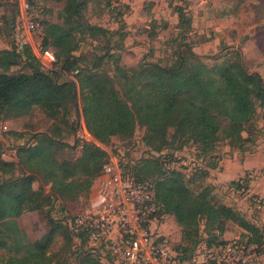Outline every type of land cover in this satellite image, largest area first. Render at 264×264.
I'll use <instances>...</instances> for the list:
<instances>
[{"label":"trees","instance_id":"16d2710c","mask_svg":"<svg viewBox=\"0 0 264 264\" xmlns=\"http://www.w3.org/2000/svg\"><path fill=\"white\" fill-rule=\"evenodd\" d=\"M16 1L0 2V9L5 8L0 14V32L14 33L9 46L0 49V121L38 107L48 117L68 123L74 143L61 144L49 134H32L12 148L10 159H5L0 138V264H51L48 249L58 234L66 240H78L82 248L80 263L103 264L99 249L88 244L84 231L71 230L64 215L55 218L46 210L48 230L33 242H25L22 227L8 230L3 224H18L24 213L42 211L51 199L64 202L65 213L68 203L84 198L88 204L93 182L110 159L103 145L113 134L131 138L137 125L144 127L142 141L152 151L151 156L124 162L120 149L111 154L123 174L154 185L158 221L167 215L175 218L186 242L181 244L186 256L198 243L201 221L206 228L219 232L232 221L251 233L253 240H260L263 225L260 231L258 224L216 199L207 185L200 184L199 191L190 186L196 174L217 167L219 157L214 152L220 140L241 151L244 142H253L258 133L254 122L257 108L264 111V79L246 69L238 47H225L232 49L229 54L233 57L207 64L204 59L211 57L196 53L188 39L192 16L184 7L175 6L179 32L174 39L172 63L141 62L134 68H124L119 65L120 56L113 54L124 48L122 40L110 42L109 30L90 23L85 16L91 0H51L62 3L58 19L43 20L39 25L31 21L33 30L41 31L38 52L49 50L55 58L52 65L56 68H46L29 41L21 46L17 41ZM23 2L29 7L34 0ZM121 4L112 6L111 0H106L109 9L118 14ZM101 35L107 36L103 53H93L91 58L76 54L85 39L97 40ZM112 57L119 88L111 77L95 70ZM62 73L71 78L60 80ZM80 119L99 144L77 137ZM188 142L195 145L201 160L206 158V168L191 176L181 168L167 169V163L178 159L176 151ZM58 145L78 147L79 155L74 160H59L54 154ZM41 175L49 182L48 191L41 185L33 186ZM238 185V179L232 180L229 189L235 191ZM1 250H22V255L4 258Z\"/></svg>","mask_w":264,"mask_h":264},{"label":"rangeland","instance_id":"374dc122","mask_svg":"<svg viewBox=\"0 0 264 264\" xmlns=\"http://www.w3.org/2000/svg\"><path fill=\"white\" fill-rule=\"evenodd\" d=\"M3 1L0 0V2ZM16 3L17 36L20 39L25 36L24 32H26L28 22L35 21L39 25L43 20L55 21L58 19L57 16L62 7V3L51 0H34L29 7H26L23 0H17ZM122 4L119 6L121 12L119 14L109 9L106 0H91L85 10V16L90 23L109 30L110 42H121L122 40L124 48L119 51L114 50L113 53L116 57L120 56L119 65L121 67L134 68L141 62H158L162 65L172 63L176 49L174 39L179 32L176 27L177 16L174 7L181 6L192 16V28L188 39L193 42V49L196 53L211 57L204 59L207 64H214L227 57H233L232 54H229L232 49L225 47H238L242 52L246 69L259 73L264 79V0H123ZM2 7L1 15L5 9L4 6ZM30 36L34 51L37 53L41 36L40 29L30 31ZM106 38L107 36L101 35L97 40L85 39L76 54L82 53L91 58L93 53H103ZM13 39L12 30H9L7 35L0 32V49L9 46ZM54 67L56 68V65L51 66V68ZM46 68H50V66ZM95 70L99 74L111 77L115 81V86L120 87L113 57L104 59ZM66 78H71V75L62 73L59 76L60 80ZM77 102L78 106H81L79 94ZM257 110L258 116L254 122V128L258 133L255 140L244 142L241 151L228 146L227 141L220 140L214 152V156L219 157L217 167L205 169L206 173L200 176L199 173L196 174L190 186L193 190L199 191L200 184L207 185L216 199L232 206L262 229V209L255 207L258 203L229 189L230 181L253 170H264V139L262 138L264 135V118H262L264 111L262 108H257ZM72 116L77 117L76 114ZM87 132L91 134L89 131ZM38 133L49 134L52 138L62 142L61 144L73 145L74 143V135L71 134L68 123L62 119L54 120L40 108L35 107L25 115L0 121V138L3 141L1 156L10 159L13 155V147L25 142L32 134ZM143 133L144 127L137 125L131 138H119L117 134H113L109 143L102 145L109 153H114L117 149H120L121 153L124 152V162L140 157L146 158L151 156L152 151L143 144ZM242 135L246 136L247 134L243 132ZM95 141L99 142L96 138ZM197 152L195 145L190 142L186 143L181 150L176 151L178 160L184 162L179 168L189 176L206 168V158L201 160L197 156ZM54 154L59 160H74L79 155V149L78 147L70 148L58 145L54 149ZM244 157H247L246 160L251 167L240 169L238 163L242 162ZM228 161H230L229 167ZM39 185L46 191L49 190V182L42 175L39 176L38 181L33 183L34 187ZM261 186L259 180L252 184L251 192L256 194V197L262 194ZM263 199L264 195L262 194ZM50 201V204L42 211L24 213L19 218L18 224L7 221L3 227L14 230L16 226L17 228L20 226L23 229L25 242H33L48 230L46 210L49 209L55 218L63 215L68 218L73 213L81 211L86 205L84 198L68 203L66 204L68 210L65 213L63 211L64 202L56 199ZM157 227L178 243L186 244L182 240L181 229L172 215L165 216L157 224ZM261 229L260 231H262ZM199 234L198 242L227 240L234 236L244 238L247 234L252 236L251 233L232 221L225 223L223 232L208 229L205 227L204 221H201ZM81 250L78 240L75 238L66 240L58 234L53 237L48 254L52 257L51 264H84L80 263ZM1 252L4 253V258L9 254L15 257L22 255V250L18 252L1 250Z\"/></svg>","mask_w":264,"mask_h":264},{"label":"built area","instance_id":"2783aa9c","mask_svg":"<svg viewBox=\"0 0 264 264\" xmlns=\"http://www.w3.org/2000/svg\"><path fill=\"white\" fill-rule=\"evenodd\" d=\"M121 3L123 0H111L112 6ZM34 28V23H27V32ZM17 41L20 46L25 42L18 36ZM37 55L46 67L55 61L49 50ZM87 131L80 119L77 137L98 143ZM183 164L176 159L167 163L166 168ZM237 179L239 187L235 192L252 199L258 203L255 207L262 209L263 235L259 241L250 234L219 243L200 241L186 256L183 245L157 227L154 185L123 174L111 153L109 162L93 182L88 204L68 217L67 225L73 231L85 232L88 244L99 249L103 264H264V170H253ZM256 180L262 185L259 197L251 192Z\"/></svg>","mask_w":264,"mask_h":264},{"label":"crops","instance_id":"0c3cea01","mask_svg":"<svg viewBox=\"0 0 264 264\" xmlns=\"http://www.w3.org/2000/svg\"><path fill=\"white\" fill-rule=\"evenodd\" d=\"M25 33V37H24V40L25 41H29L30 43H31V40H32V37L30 36V33L29 32H24ZM32 44V43H31ZM7 47V46H6ZM247 157H244V159H243V161L242 162H240V163H238V168L240 167V169H246V168H250L251 166H250V164L247 162ZM229 162L230 161H228V167L230 166L229 165ZM240 165V166H239ZM233 168H235V167H233ZM230 171H231V169H230ZM228 172V171H227ZM235 180V179H234Z\"/></svg>","mask_w":264,"mask_h":264}]
</instances>
